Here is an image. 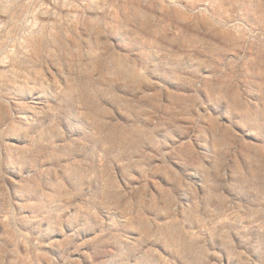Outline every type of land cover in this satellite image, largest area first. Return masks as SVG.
Here are the masks:
<instances>
[{
  "label": "rangeland",
  "instance_id": "1",
  "mask_svg": "<svg viewBox=\"0 0 264 264\" xmlns=\"http://www.w3.org/2000/svg\"><path fill=\"white\" fill-rule=\"evenodd\" d=\"M0 264H264V0H0Z\"/></svg>",
  "mask_w": 264,
  "mask_h": 264
}]
</instances>
